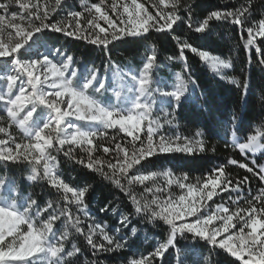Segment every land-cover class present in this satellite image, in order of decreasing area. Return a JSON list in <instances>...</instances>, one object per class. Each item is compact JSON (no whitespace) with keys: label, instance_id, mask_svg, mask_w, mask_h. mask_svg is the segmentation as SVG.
I'll return each instance as SVG.
<instances>
[{"label":"snow or ice","instance_id":"1","mask_svg":"<svg viewBox=\"0 0 264 264\" xmlns=\"http://www.w3.org/2000/svg\"><path fill=\"white\" fill-rule=\"evenodd\" d=\"M81 2L85 5L83 12H66V16L74 21L73 24L65 23L64 20L49 22L53 14L65 9V0H55L51 8L42 0H35V3L32 0H0V110L7 118V126H3L4 117L0 116V134L6 137L0 138V163L27 165V181L46 180L51 188L63 193L65 203L61 207L59 201L54 204L49 200L45 206H41L33 194H26L17 181L8 178L5 173V178H0V264H78L82 249L75 243H71L70 248L67 246L70 228L84 237L95 257L97 253L127 247L128 235L123 230H129L131 236L135 237L137 225L154 226L160 221L168 226L166 238L153 251L129 260L128 264H156L158 260H163L170 249L176 250L177 264H185L189 258L192 264H201V257H197L193 250L195 245L181 252L178 248L179 238L203 240L213 249L218 248L230 254L239 264H264V206L258 208L249 201L250 207L246 209L230 210L222 204L211 209L207 204L220 192L240 191V186L248 182L247 176L237 181L233 188L222 166L212 169L211 174L202 181L198 179L195 185L185 183L188 180L186 174L173 180L171 170L150 171L147 174L141 171L144 167L142 162H147L157 154L205 151L203 139L192 140L179 135L169 137L162 133L165 124L172 125L175 122V112L182 104L193 100L195 89L193 87L190 90L189 84L195 86L196 82L191 75L185 79L181 73H176V83L169 90L164 86L166 81L154 78L158 65L157 55L153 51L139 72L128 73L132 83L126 85V92L122 94L121 91H115V101L105 102L98 98L108 91L106 75H102L101 70L95 69L89 73L85 69L79 82L74 83L77 71L72 68L73 56L60 48L48 49L40 39L41 33L52 31L107 48L126 37H143L150 30L170 31L181 22V16L177 14L180 0H159V6L163 7L154 5L157 7L155 15L138 0L125 3L112 0L110 5L106 4V0L90 5L89 0ZM13 3L19 11H9ZM106 8L110 9L112 15ZM169 8L171 11H168ZM85 12L91 18L82 23ZM192 21L189 5L188 17L184 22L190 29L193 28ZM212 21H227L240 27L242 32H247L244 47H255L256 52L264 57V50L256 46L258 38L264 42V16L258 21L252 18V0H247L246 5L235 9L211 11L198 22L194 31L206 33ZM179 47L181 60L185 59L184 50L189 49L208 64L219 78L241 87L242 99L246 100L249 76H245L242 84L229 77L227 70L233 66L231 58L212 55L190 43H181ZM41 48L46 49L51 56L62 59L54 62L49 54L40 51ZM24 54H28L29 58L22 59ZM176 58L169 56L167 59ZM259 65L264 70V58L259 59ZM113 79H122L119 71L113 73ZM90 88L92 94L88 91ZM71 118L84 121L87 126L82 128L73 123ZM238 119L239 116L234 113L228 123L233 129V144L240 153H256L264 149V143L261 142L264 141V131L259 128L242 140L236 137ZM13 125L23 132L25 140H16L10 131ZM113 128H119L131 137L128 142L130 149L121 143H115L114 147L101 145L105 154H114V162L94 158L93 153L97 149L94 138H106L104 130ZM142 133L146 135V140L141 139ZM196 136L200 137L201 133L198 131ZM112 139L115 140V137ZM65 145L68 146L67 150ZM74 146L88 153L87 161L73 157ZM52 151L63 152L65 157L75 160V163L99 173L129 196L132 203L130 212L118 213L115 207L111 209L114 214L118 213L114 229H107L106 224L93 220L84 200L88 188L71 187L65 182L57 171L58 161L51 154ZM229 163L236 165L238 161L231 159ZM252 163L258 171L245 163H239V167L264 181V164H258L255 160ZM137 165L140 167L130 175ZM161 176L166 179L163 188L155 184ZM146 181H153V187L146 186L144 189L146 193L152 194V198H143L142 202L131 191V186L145 184ZM173 184L186 192L178 197L173 196L169 191ZM164 192L168 194L161 197L159 194ZM252 200L264 204V189ZM70 204H75L85 218L93 221L87 225V231L79 215L73 218L68 207ZM107 210L108 205L100 209L101 212ZM62 217L65 221L61 230L57 222ZM109 231L115 235H110ZM97 236L100 242L95 239ZM91 264H99V261L93 259Z\"/></svg>","mask_w":264,"mask_h":264},{"label":"trees","instance_id":"2","mask_svg":"<svg viewBox=\"0 0 264 264\" xmlns=\"http://www.w3.org/2000/svg\"><path fill=\"white\" fill-rule=\"evenodd\" d=\"M139 1L150 13L155 15L157 7H154V5L159 6V0ZM32 2L35 3V0H32ZM42 2L48 3L51 8V6H54L55 0H42ZM97 2L99 0H89V5ZM65 3V9L59 11L58 14H53L49 22L71 20L66 16L67 11H84L85 5L82 4L81 0H65ZM111 3L112 0H106L107 5ZM242 4L246 5L247 0H180L177 14L181 16V22L174 25L173 30L166 32L150 30L143 37H126L113 42L107 48L90 44L83 39L66 36L63 33L45 31L40 34L41 42L46 44L48 49L60 48L68 55L73 56L72 68L77 71V78L74 83L79 82L85 69L89 73L99 69L102 75H106V80L110 81L108 85L106 83L109 91L112 82L110 76L113 73L119 71L121 75L130 79L128 73L130 71L139 72L143 67V63L146 62L147 57L153 51L157 55L156 63L158 65L155 69L154 78L166 81L165 87L172 88L176 83V73H181L185 79L189 74L191 75V78L196 82L195 86L189 84L190 90L193 87L195 89L194 98L192 101L182 104L175 112V122L172 125L165 124L162 133L169 137L179 135L192 140L203 139L205 151H197L194 154L183 152L157 154L147 162H142L144 167L141 171L147 174L150 171L163 172L171 170L173 180L186 174L188 180L185 183L195 185L198 179L202 181L207 175L211 174L212 169L222 166L224 173L232 181L233 188H235L237 181L243 180L245 176L248 177V182L240 186V191L220 192L219 195L214 196L212 201H208L207 204L211 206V209H215L217 205L221 204L228 206L230 210L236 208L246 209L250 207L249 201L258 208L264 206V204L252 200L260 193L261 189H264V181L249 173L246 169L239 167V163H245L249 167H253L254 171H258L252 161L255 160L258 164H264V149H260L256 153L241 154L233 144V129L228 123L234 113L239 116L235 131L236 137L241 140L246 135L254 134L258 128L264 131V99H262L264 97V70L259 65V59L264 57L256 52L255 47L249 49L244 47L247 32H242L240 27L230 22L212 21L210 22V30H207L206 33L201 34L194 31L198 22L211 11L235 9ZM189 5L193 16L192 29L188 28L187 23L184 22L188 17ZM159 7L162 8L163 6ZM105 10H108L109 15H112L109 8ZM9 11H19L18 6L13 3ZM168 11H171V9L169 8ZM262 16H264V0H252V18L258 21ZM90 18L91 16L85 12L82 23ZM242 35L243 39H241ZM181 43H190L194 47L207 50L210 54L219 55L224 59L231 58L233 66L227 70V75L239 80L241 84L245 76H249L250 86L246 100L242 99L241 87L219 78L217 74L214 75L210 67L204 64L199 56L189 49L184 50L185 59L181 60L179 58V45ZM256 46L264 50V42H261V38L257 39ZM21 51L23 52V50ZM40 51L49 54L55 62L62 59L61 57L51 56L44 48H41ZM169 56L177 58L168 60ZM23 58L28 59L29 55L24 54ZM185 65H187V72H185ZM108 91L103 97L98 98L103 99L105 102H113L111 100L113 94ZM39 111L40 109H38ZM168 111H171V109H168ZM0 112L3 111L0 110ZM3 115L6 116L4 112ZM161 119L163 120L162 115ZM73 123L82 128L87 126L84 121L74 120ZM104 131L107 134L106 138L100 136L94 138L97 149L94 151L93 156L100 160H112L114 162V154H105L100 146L114 147L115 143H121L130 149L128 142L131 137L126 136L119 128ZM198 131L201 133L200 137L196 136ZM21 133L23 134L22 131ZM113 137H115V140L112 139ZM141 139L146 140V135L142 133ZM261 142L264 143V141ZM67 147L65 145V150H67ZM51 154L56 156L58 161L57 171L65 182L69 183L71 187L88 188L84 200L88 206V212L95 222L106 224L107 229H114L117 226L118 213H127L132 210L129 196L101 177L99 173L89 171L83 165L75 163V160L65 157L63 152L52 151ZM72 155L75 159L88 160V153L80 147L74 146ZM231 159L237 160L238 164H230L229 160ZM139 167L137 165L132 169L130 175L134 174L136 168ZM105 171H108V169L105 168ZM5 173H7L8 178H14L26 194H33V198L37 199L41 206H45L49 200L53 201L54 204L59 201L61 207L65 206L63 193L51 188L46 180L39 182L27 181L26 177L29 174L27 165H4L0 163V178H5ZM155 184L163 188L166 179L161 176L156 179ZM146 186L153 187V181L131 186V191L137 195V198L142 199V202L143 198L148 200L152 198L151 193L144 191ZM169 191L175 197L186 192L176 184L171 185ZM217 192H219V189H217ZM167 194V192H164L159 195L163 197ZM68 196L71 198V193ZM105 205H108V210L101 212L100 209ZM68 207L73 214V218L77 215L81 217L85 231H87V225L93 221L85 218L83 213L77 210L75 204H70ZM113 207L118 210L117 214L111 211ZM64 221L65 218L62 217L57 222V227L61 230ZM137 228L138 232L135 237L131 236L129 230H123L128 235L127 247L113 252L97 253L95 257L92 256V249L86 244L84 237L75 233L71 228L70 240L67 246L70 248L71 243H75L82 249L78 264H85L86 261L91 264L93 259L98 260L99 264H128L129 260L139 258L153 251L154 247L162 242L168 233V226L162 221L154 226L143 227L137 225ZM109 234L115 235L112 231H109ZM95 239L100 242L98 236ZM193 244L195 245L193 250L196 252L197 257H201V264H239L230 254L218 248L213 249L210 244L203 240L178 239V248L181 252L191 248ZM177 259L176 250L170 249L163 260H158L156 264H177ZM185 264H192L191 258L187 259Z\"/></svg>","mask_w":264,"mask_h":264},{"label":"rangeland","instance_id":"3","mask_svg":"<svg viewBox=\"0 0 264 264\" xmlns=\"http://www.w3.org/2000/svg\"><path fill=\"white\" fill-rule=\"evenodd\" d=\"M118 2L119 3H125V2H130V0H118ZM138 2L139 3H142V2H140L139 0H138ZM145 7V6H144ZM146 8V7H145ZM121 11H122V9H121ZM68 22H72L73 24H74V21H71V20H66L65 21V23H68ZM100 23H101V25L102 26H105L106 27V25H104L103 24V21H100ZM98 31V30H97ZM7 37L5 36V39H6ZM22 59H24L23 58V56L21 57ZM55 62V61H54ZM204 64H206L205 62H204ZM208 67H210L208 64H206ZM211 69V68H210ZM211 72L215 75V73L211 70ZM121 74V73H120ZM121 77H122V79H120V80H114L113 79V75L112 76H110V79H111V89L108 91V92H110L111 94H113V97L111 98V100L114 102L115 101V91H121L122 92V94H124L125 92H126V85H130L131 83H132V81L130 80V79H128L127 77H125L124 75H121ZM110 81H107V80H105V83H107V85H108V83H109ZM106 85V86H107ZM107 88V87H106ZM167 88H169V87H167ZM169 90H171V88H169ZM89 93L90 94H92V89L90 88L89 90ZM109 100V99H108ZM0 116H3L4 117V123H3V126H7V123H6V120H7V118H6V116L5 115H3V112H0ZM72 120H73V122H74V120H75V118H71ZM10 131H11V133H12V135L16 138V140L17 141H23V140H25L26 138L24 137V134H22L21 133V131H20V129H18V127H16L15 125H13L12 126V128L10 129ZM0 138H6V137H4V135L3 134H0ZM239 228V224H237V229ZM235 231V230H234Z\"/></svg>","mask_w":264,"mask_h":264}]
</instances>
